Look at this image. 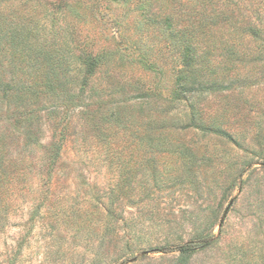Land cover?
<instances>
[{"label": "rangeland", "instance_id": "1", "mask_svg": "<svg viewBox=\"0 0 264 264\" xmlns=\"http://www.w3.org/2000/svg\"><path fill=\"white\" fill-rule=\"evenodd\" d=\"M0 8L41 57L69 60L60 68L74 73L76 47L104 50L122 79L153 94L102 95L98 72L85 105L66 113L62 99L42 98L32 106L41 147L0 196V264H177V252L153 251L199 234L220 239L188 264L262 261L264 53L229 58L236 67L227 72L186 73L190 90L174 99L179 50L164 21L142 22L137 0H1ZM14 120L2 125L19 133ZM59 138L47 181L42 156Z\"/></svg>", "mask_w": 264, "mask_h": 264}, {"label": "trees", "instance_id": "2", "mask_svg": "<svg viewBox=\"0 0 264 264\" xmlns=\"http://www.w3.org/2000/svg\"><path fill=\"white\" fill-rule=\"evenodd\" d=\"M114 1L126 3L129 0ZM137 6L146 25L164 21L168 38L179 50L176 57L179 80L173 92L174 99H180L183 92L190 90L186 73L212 72L216 67L227 72L236 67L229 58L239 59L252 50L264 53V0H137ZM23 33L22 28L7 23V11L0 8V196L7 193V180L23 179L25 168L35 162L31 156L36 146L41 147V139L36 132L39 115L32 106L42 98L62 99L66 113L75 104L85 105L86 91L92 88V79L98 72L103 74V81L97 87L100 94L112 98L121 93L124 101L153 97L137 82L122 79L112 68L114 58L107 51L93 52L76 47L74 59L71 58L75 68L71 73L69 69L60 68L66 57L61 56L63 60L57 56L52 58L50 53L41 57L40 51H36L38 43L25 40ZM36 34L34 32L32 37ZM251 42L255 48L250 47ZM51 58L54 69L40 73L33 69L37 64L48 65ZM199 58L201 63L198 64ZM218 58L220 61H216ZM13 117L16 120L12 126L19 129V133L2 125L3 119ZM63 141V138L53 141L42 156L47 181L52 179L50 173L61 158ZM14 145L21 146L22 152L15 155ZM219 239L220 235L199 234L184 243L157 248L153 252H177V264H188L194 254ZM254 264H264V256L261 262Z\"/></svg>", "mask_w": 264, "mask_h": 264}]
</instances>
